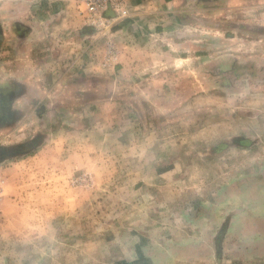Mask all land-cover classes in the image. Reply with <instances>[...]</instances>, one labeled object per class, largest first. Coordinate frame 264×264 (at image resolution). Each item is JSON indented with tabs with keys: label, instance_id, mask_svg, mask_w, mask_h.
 Here are the masks:
<instances>
[{
	"label": "rangeland",
	"instance_id": "obj_1",
	"mask_svg": "<svg viewBox=\"0 0 264 264\" xmlns=\"http://www.w3.org/2000/svg\"><path fill=\"white\" fill-rule=\"evenodd\" d=\"M0 1L29 67L0 69V264H264L226 236L264 187V0Z\"/></svg>",
	"mask_w": 264,
	"mask_h": 264
},
{
	"label": "crops",
	"instance_id": "obj_2",
	"mask_svg": "<svg viewBox=\"0 0 264 264\" xmlns=\"http://www.w3.org/2000/svg\"><path fill=\"white\" fill-rule=\"evenodd\" d=\"M263 2L264 1L261 2V5H260L261 7L264 6ZM4 3L7 6H9L8 8L10 9L15 6L19 7L18 12L15 13L16 16L12 18V20L17 19V21H22V20L26 21L27 19V22L29 21L32 23L34 20L33 18L36 15L38 16L37 7L39 6V0H12L9 2H6V0H4L2 4ZM50 3L51 2H49L48 7H52L53 10H60L61 5L57 3H53V4H50ZM73 3L75 5V3H77V0H66V8L70 7V5H73ZM4 12L0 11V69H8L12 67L16 68L17 66L19 70H22L23 68H29L28 64H26L25 62L23 63L20 62L19 64L18 63L12 64L14 62H12L10 59H7L6 57L7 55L11 57V54L5 50V47L8 44V38H11L13 34L17 35L18 31H16L17 30L16 28L17 26L19 28V25H17V23H14L13 21L12 23H9V26H10V29H9L7 24H5L3 21V18H6V20L8 19L7 16L3 17V15L5 14H2V13ZM62 12L67 13V10L63 9ZM8 30L10 31V33H8ZM14 30L16 31V33L14 32ZM27 35L28 33H25L24 38H26ZM20 36H22V34H20ZM24 38L22 39L21 44H19L20 42L18 43L19 47L24 48L25 46ZM33 51L34 50H31L29 52L31 53ZM11 52H13V50ZM16 52H18L17 53L18 55L16 58L21 59L22 53L24 54L25 50L17 49ZM1 59H4V60H1ZM31 67H35V65L32 64ZM38 67L39 65H36V68ZM11 93L13 96V91H11ZM48 95H52V94L49 93ZM12 96L9 95L8 100L4 99V97H2L3 101L0 100V119H3L5 117L4 114L7 112L8 109H10V107H12V104H11ZM4 110L6 111L4 112ZM249 188L250 190L247 189V191L244 194H245L246 200H248L247 202L250 204V205L248 204L250 209L240 212L239 217H237L238 220H236L234 224L232 225V227L228 229V231L229 230L230 231L226 233V236L232 235L233 238H238L237 245L239 246L245 245L244 250H240L238 253V255H241L242 259L244 256H246L247 259L248 257H251L256 260L258 258V255H261L262 257L260 259H263L264 258V192H263L264 187L262 185V187L260 188L263 191L257 188L256 189H253L251 187Z\"/></svg>",
	"mask_w": 264,
	"mask_h": 264
},
{
	"label": "built area",
	"instance_id": "obj_3",
	"mask_svg": "<svg viewBox=\"0 0 264 264\" xmlns=\"http://www.w3.org/2000/svg\"><path fill=\"white\" fill-rule=\"evenodd\" d=\"M86 4L87 12L89 13V21L96 23L103 20L102 13L107 9H112L115 12L123 10L127 0H83ZM3 180H0V202L3 193Z\"/></svg>",
	"mask_w": 264,
	"mask_h": 264
},
{
	"label": "flooded vegetation",
	"instance_id": "obj_4",
	"mask_svg": "<svg viewBox=\"0 0 264 264\" xmlns=\"http://www.w3.org/2000/svg\"><path fill=\"white\" fill-rule=\"evenodd\" d=\"M0 100H2L3 101V98L1 97V99ZM5 102V101H4ZM6 110H4V112H5Z\"/></svg>",
	"mask_w": 264,
	"mask_h": 264
}]
</instances>
